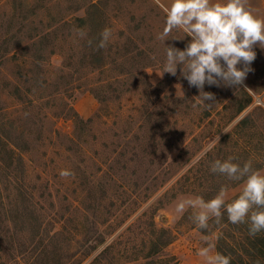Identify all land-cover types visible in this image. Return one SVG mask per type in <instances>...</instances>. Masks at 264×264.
I'll list each match as a JSON object with an SVG mask.
<instances>
[{"label":"rangeland","instance_id":"obj_1","mask_svg":"<svg viewBox=\"0 0 264 264\" xmlns=\"http://www.w3.org/2000/svg\"><path fill=\"white\" fill-rule=\"evenodd\" d=\"M165 19L157 0H0V264H202L203 238L218 252L221 234L234 264H264L246 222L222 209L201 230L175 211L222 187L239 196L216 159L264 174V49L238 88L205 84L206 107L180 66L163 74L165 47L191 39L164 44Z\"/></svg>","mask_w":264,"mask_h":264},{"label":"clouds","instance_id":"obj_2","mask_svg":"<svg viewBox=\"0 0 264 264\" xmlns=\"http://www.w3.org/2000/svg\"><path fill=\"white\" fill-rule=\"evenodd\" d=\"M157 3L166 14L165 27L157 38L165 44L171 32L177 29L191 38L184 50L165 45L163 74L175 76L180 66L181 75L190 87L199 90L197 98L206 107L215 103V95L204 91L205 84L236 88L243 84L251 71L249 66L256 59L254 47L259 45L264 49V16L257 14L249 0H170L167 4L157 0ZM74 31L81 39L87 36L82 29ZM112 35V30L105 28L100 33L98 47L105 48ZM241 64L243 67L238 68ZM219 139L213 140L197 159L211 151ZM235 159V156L223 161L216 159L210 170L229 180L243 179V188L237 198L226 202L227 190L222 187L207 201L201 196L181 199L175 211L183 214L188 209L193 210L190 218L198 229L206 230L209 220L215 218V222L220 223L224 209L230 223L248 222L249 235L255 236L264 231V174L253 168L251 160L241 166L233 162ZM60 175L68 177L72 173L61 170ZM203 239L207 246H201L197 251L202 264H231L230 255L214 252V244L207 237Z\"/></svg>","mask_w":264,"mask_h":264},{"label":"trees","instance_id":"obj_3","mask_svg":"<svg viewBox=\"0 0 264 264\" xmlns=\"http://www.w3.org/2000/svg\"><path fill=\"white\" fill-rule=\"evenodd\" d=\"M223 213H227L226 210L223 209ZM226 218H228L226 216ZM246 225L248 227L247 230H249V223L246 222ZM247 237H250L249 234H247ZM251 239V242L254 243L255 247L258 249V250H261L262 252H264V231L256 234L255 236H252V238L250 237ZM228 238L224 235V234H221L218 238V244H217V249H218V252L224 254V255H230L231 257V263L234 264L235 263V259L231 256V254H229V251H228V248L230 247V249H232L233 251L237 252V250L234 248L235 246L233 245H229L228 247ZM242 245L245 246V243L242 242ZM158 247L157 244L154 245L153 249H152V252H155ZM228 247V248H227ZM248 250V246L246 245L245 246ZM251 251V250H249ZM144 264H152V261L151 260H147V262H145Z\"/></svg>","mask_w":264,"mask_h":264}]
</instances>
